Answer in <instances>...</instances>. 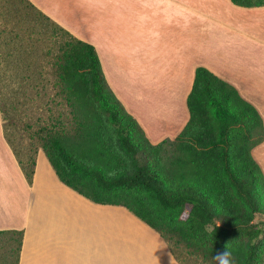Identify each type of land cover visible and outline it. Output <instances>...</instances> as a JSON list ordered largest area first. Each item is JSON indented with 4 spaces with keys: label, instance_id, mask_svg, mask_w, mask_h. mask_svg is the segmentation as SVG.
Segmentation results:
<instances>
[{
    "label": "trees",
    "instance_id": "trees-1",
    "mask_svg": "<svg viewBox=\"0 0 264 264\" xmlns=\"http://www.w3.org/2000/svg\"><path fill=\"white\" fill-rule=\"evenodd\" d=\"M0 11V121L30 185L43 150L63 184L94 203L127 208L180 264L197 254L217 264L226 250L230 264H264V174L251 154L264 126L235 87L197 68L187 126L174 141L152 145L109 87L93 45L29 0H0ZM38 97L46 104L35 118ZM53 102L62 109L50 110ZM23 237L0 231V264H19ZM171 241L183 247L181 258Z\"/></svg>",
    "mask_w": 264,
    "mask_h": 264
},
{
    "label": "crops",
    "instance_id": "crops-1",
    "mask_svg": "<svg viewBox=\"0 0 264 264\" xmlns=\"http://www.w3.org/2000/svg\"><path fill=\"white\" fill-rule=\"evenodd\" d=\"M29 1L95 47L109 87L152 145L174 141L187 126L199 67L235 87L264 126V6ZM251 154L264 174V140ZM0 231L24 232L19 264H180L162 236L127 208L94 203L63 184L43 150L30 185L1 121Z\"/></svg>",
    "mask_w": 264,
    "mask_h": 264
},
{
    "label": "rangeland",
    "instance_id": "rangeland-1",
    "mask_svg": "<svg viewBox=\"0 0 264 264\" xmlns=\"http://www.w3.org/2000/svg\"><path fill=\"white\" fill-rule=\"evenodd\" d=\"M83 25L84 24H82L81 26L83 27ZM52 97L54 98V96H52ZM52 97H50V98H52ZM31 104H32L31 108H32V111H33V113L32 112L31 113H32V115L35 118H37L39 115H41L45 111L46 99L44 100V99L38 97L37 99L32 100ZM48 108L50 110H52V111L57 110V109H59V110L62 109V108H60V106L59 107L54 106V102L51 103V105H49ZM18 125L20 127H22V124L18 123ZM1 126H2V124H1ZM18 146H19V143H18ZM21 146L25 147L27 145H26V143H22ZM260 220H261V218L257 217L256 222H258ZM170 244H171V247H173L174 251L176 252L177 256L181 258L183 256V254H184V252L182 251L183 247L182 248H178L177 246L179 245V243H176L175 241H171ZM190 261H191L192 264H204L202 262V258L198 254L196 256H190Z\"/></svg>",
    "mask_w": 264,
    "mask_h": 264
},
{
    "label": "clouds",
    "instance_id": "clouds-1",
    "mask_svg": "<svg viewBox=\"0 0 264 264\" xmlns=\"http://www.w3.org/2000/svg\"><path fill=\"white\" fill-rule=\"evenodd\" d=\"M229 256L230 254L226 250L223 253L216 255L214 259L217 262V264H230Z\"/></svg>",
    "mask_w": 264,
    "mask_h": 264
}]
</instances>
